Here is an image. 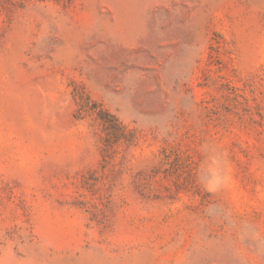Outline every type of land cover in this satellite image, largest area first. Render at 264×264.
Returning a JSON list of instances; mask_svg holds the SVG:
<instances>
[{"label": "rangeland", "instance_id": "1", "mask_svg": "<svg viewBox=\"0 0 264 264\" xmlns=\"http://www.w3.org/2000/svg\"><path fill=\"white\" fill-rule=\"evenodd\" d=\"M0 264H264V0H0Z\"/></svg>", "mask_w": 264, "mask_h": 264}]
</instances>
